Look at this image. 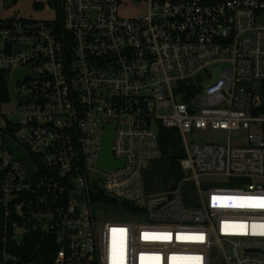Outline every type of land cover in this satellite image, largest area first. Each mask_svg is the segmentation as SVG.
Masks as SVG:
<instances>
[{
  "label": "built area",
  "instance_id": "1",
  "mask_svg": "<svg viewBox=\"0 0 264 264\" xmlns=\"http://www.w3.org/2000/svg\"><path fill=\"white\" fill-rule=\"evenodd\" d=\"M59 1L51 20L0 19V264H19L29 233L54 239L53 264H264V0H132L148 6L135 17L128 0ZM112 125L115 169L99 164ZM161 128L182 136L185 175L156 193ZM207 129L246 143L188 141Z\"/></svg>",
  "mask_w": 264,
  "mask_h": 264
},
{
  "label": "rangeland",
  "instance_id": "2",
  "mask_svg": "<svg viewBox=\"0 0 264 264\" xmlns=\"http://www.w3.org/2000/svg\"><path fill=\"white\" fill-rule=\"evenodd\" d=\"M59 1V0H58ZM60 1L58 2V4ZM39 5H42L38 7ZM56 8L57 2L53 0H0V19H33V20H51L56 17ZM148 11V6L144 1H132L128 0L127 3L121 5V15L124 17H135L139 15H144ZM214 68V67H213ZM212 68V69H213ZM10 73L8 74L9 77ZM208 80V78H207ZM9 81V80H8ZM15 108V103H7L3 105L4 110H10ZM181 146H184V140L181 135L175 137ZM189 142L199 141V142H216V143H227L230 141L233 144H245L246 136L245 133L239 130L225 131L216 130V129H207L201 132H194L187 135ZM168 159H159L156 161L152 167L154 171L153 175L149 177V182L153 185V188L150 189L154 192L167 191L170 189V184L168 186L162 185L159 181L160 172L156 168L161 169L163 166H166ZM185 175V174H184ZM183 175V176H184ZM205 177L201 178L204 180ZM212 182L215 186L219 185L223 177H212ZM148 180V179H147ZM151 186V185H149ZM198 192V187L194 181H187L182 186V193L184 198L185 196L189 199H196V194ZM92 211L101 219L106 220L113 216L116 211L111 206L92 203Z\"/></svg>",
  "mask_w": 264,
  "mask_h": 264
},
{
  "label": "trees",
  "instance_id": "3",
  "mask_svg": "<svg viewBox=\"0 0 264 264\" xmlns=\"http://www.w3.org/2000/svg\"><path fill=\"white\" fill-rule=\"evenodd\" d=\"M57 2V8H59L58 0H53ZM206 2H213L216 0H205ZM42 5H39L40 7ZM59 14V13H58ZM60 20V15H59ZM9 77L7 71H0V103L10 100L9 94ZM177 130L171 128H161L160 130V145L162 148V158L168 159L166 166H163L159 170V181L162 185L168 186L173 183H178L184 176L182 168L180 166V159L184 156V147L181 146V143L175 139L179 136ZM154 171L152 170L147 176V186L150 189L153 188V185L149 182V177L153 175ZM155 176V175H153ZM151 185V186H149ZM99 200L109 202L113 206H119V203L116 200L100 197ZM184 202L186 205H196V199H189V197L183 196ZM122 209L129 210L131 212L135 211V208L124 202L122 204ZM1 218V216H0ZM1 220V219H0ZM1 222V221H0ZM54 239L48 234L42 233H29L25 239V243L22 247L15 248L14 253L21 256L19 264H29L34 262L36 264H53L55 259ZM12 264V263H11Z\"/></svg>",
  "mask_w": 264,
  "mask_h": 264
},
{
  "label": "water",
  "instance_id": "4",
  "mask_svg": "<svg viewBox=\"0 0 264 264\" xmlns=\"http://www.w3.org/2000/svg\"><path fill=\"white\" fill-rule=\"evenodd\" d=\"M27 73V70H16L11 77L10 80V92L16 98L14 93V82L16 79L21 78ZM19 102H24L27 98L17 97L16 98ZM114 139V125L110 126L108 132L104 136L103 139V147L99 158V164L105 168L115 169L123 164L122 161H116L113 157L112 152V144ZM5 148L11 149L14 154L15 158L21 159L25 162L26 166L28 167V177L33 176L35 174L34 167L30 161V159L12 140L8 139L5 143ZM177 187V184L171 185L170 189L174 190Z\"/></svg>",
  "mask_w": 264,
  "mask_h": 264
},
{
  "label": "snow or ice",
  "instance_id": "5",
  "mask_svg": "<svg viewBox=\"0 0 264 264\" xmlns=\"http://www.w3.org/2000/svg\"><path fill=\"white\" fill-rule=\"evenodd\" d=\"M261 207H264V204H261L260 205ZM113 231L115 232V231H123L122 229L121 230H116V229H113ZM147 235V234H146Z\"/></svg>",
  "mask_w": 264,
  "mask_h": 264
}]
</instances>
